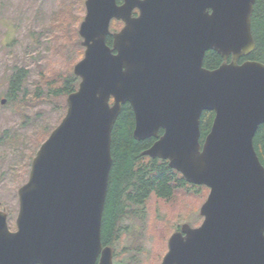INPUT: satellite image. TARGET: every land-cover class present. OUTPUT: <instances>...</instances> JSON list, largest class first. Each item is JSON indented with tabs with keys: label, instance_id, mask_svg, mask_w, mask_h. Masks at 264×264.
I'll use <instances>...</instances> for the list:
<instances>
[{
	"label": "water",
	"instance_id": "obj_1",
	"mask_svg": "<svg viewBox=\"0 0 264 264\" xmlns=\"http://www.w3.org/2000/svg\"><path fill=\"white\" fill-rule=\"evenodd\" d=\"M254 2L86 1L84 53L72 69L80 81L17 189L15 230L0 210V264H113L101 224L125 103L133 138L153 139L142 154L209 189L201 224L173 232L160 264H264V165L253 143L264 123V63L238 62L255 48ZM112 17L124 26L109 46ZM209 50L222 58L212 69L203 66ZM205 111L213 119L201 143Z\"/></svg>",
	"mask_w": 264,
	"mask_h": 264
},
{
	"label": "rangeland",
	"instance_id": "obj_2",
	"mask_svg": "<svg viewBox=\"0 0 264 264\" xmlns=\"http://www.w3.org/2000/svg\"><path fill=\"white\" fill-rule=\"evenodd\" d=\"M65 2L69 3L68 0H0V99L9 95V80L15 70L25 69V78L17 97L20 98L24 92L31 96L39 81V68L44 72H49L51 68L72 72L74 64L83 57L84 47L79 34L80 44L74 52V49L71 51V55L68 54V60L60 50L56 51L61 45L68 50L71 48L58 22L64 20L70 24L69 29L76 28L78 33V23L84 15L81 10L78 14L65 10ZM74 77L77 89L80 78ZM41 90L44 96L49 95L45 87ZM42 100L25 109L24 120L13 111L12 102L7 99L4 103L0 102V210L7 212L11 230L16 229L17 189L27 181L30 157L36 151L29 136L40 127L51 131L60 122L59 116L62 114L63 117L66 112V109H52L49 102ZM11 131L21 133L20 141H5ZM188 201L176 207L173 202L163 203L151 197L143 218L122 219L118 239L113 245L114 255L116 253L113 264H159L167 246V239L160 231L161 225L166 234L167 228L175 227L178 222H188L196 227L203 220L199 214L201 205L196 208Z\"/></svg>",
	"mask_w": 264,
	"mask_h": 264
},
{
	"label": "trees",
	"instance_id": "obj_3",
	"mask_svg": "<svg viewBox=\"0 0 264 264\" xmlns=\"http://www.w3.org/2000/svg\"><path fill=\"white\" fill-rule=\"evenodd\" d=\"M58 25L61 31H64V33L62 32L63 36L69 42L71 48L68 50L66 46L61 45L57 47L56 51L60 50L61 55L68 60L69 55L80 44L77 29H69L70 24L65 23L64 20L58 22ZM251 31L255 48L248 56L241 57L239 62L249 59L264 63V0H255L254 2ZM72 50L73 52H71ZM78 53L82 54L81 52ZM221 62V56L217 52L209 50L205 53L203 66L212 69ZM38 75L39 81L36 82V87L31 92V96L24 92L20 98L17 96L21 91L22 81L25 78V69L19 68L10 76V93L6 99L8 102L13 103V111L21 116L23 120L25 109L34 107L38 100L43 99L42 96L44 95L41 87H45L47 94H49L47 97L44 96L42 101L49 102L52 109L56 110L66 109V95L76 88V84H74L75 77L72 72H61L52 68L49 69V72H44L39 68ZM61 118L62 114L59 116V121ZM212 119V111H205L201 115V143L210 128ZM133 125L134 117L131 106L125 103L122 105L111 134L112 167L101 224L102 243L112 247L118 239L121 220L132 217L143 218L147 210V201L151 197L163 203L173 202V206L176 207L181 202L189 200L188 203H191V206L198 208L208 193L206 186L186 182L179 172L168 166L167 161L143 155V150L151 145L153 139L135 140L132 136ZM49 133L50 130L44 127L32 131V137L29 136V139L33 141L36 150ZM20 137L21 133L11 131L5 141L7 143H17L20 141ZM253 143L258 157L264 165V123L258 127ZM32 157L33 155H31L30 160ZM136 207H140V209ZM178 223L175 227L167 228L166 234L161 225L160 231L164 233L165 239L173 230L178 229Z\"/></svg>",
	"mask_w": 264,
	"mask_h": 264
},
{
	"label": "flooded vegetation",
	"instance_id": "obj_4",
	"mask_svg": "<svg viewBox=\"0 0 264 264\" xmlns=\"http://www.w3.org/2000/svg\"><path fill=\"white\" fill-rule=\"evenodd\" d=\"M69 3L64 4V8L67 11L70 12H77L78 11H83V17L81 18L82 20L78 23L79 26L81 24V22L84 20V17L86 15V1L88 0H68ZM125 0H114V4L117 7H120L124 4ZM139 14V10L138 8L134 7L131 12L130 15L131 17H137ZM124 26V21L121 18H116V17H112L109 21V33L106 36V44L111 46L112 45V40H113V33L118 32L122 27ZM2 99H6V98H1L0 102ZM151 139V138H150ZM153 142V141H152ZM152 144V143H151Z\"/></svg>",
	"mask_w": 264,
	"mask_h": 264
}]
</instances>
